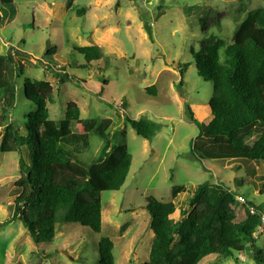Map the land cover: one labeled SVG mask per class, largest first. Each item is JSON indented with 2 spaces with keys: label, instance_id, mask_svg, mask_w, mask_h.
<instances>
[{
  "label": "rangeland",
  "instance_id": "374dc122",
  "mask_svg": "<svg viewBox=\"0 0 264 264\" xmlns=\"http://www.w3.org/2000/svg\"><path fill=\"white\" fill-rule=\"evenodd\" d=\"M13 2L12 22H5L0 9V89H5L6 102L12 107L10 122L20 133L26 132L25 116L35 106L24 97L23 79L45 80L52 86L47 102L51 119L63 118L71 101L79 107L80 119L110 118V132L125 128L132 159L121 188L100 193L99 233L79 223L58 224L51 242L36 244L14 216V198L21 191L16 186L20 155L0 151V264H98L102 236L113 242L115 264H141L148 259L153 236L144 198L172 201L176 209L171 217L178 220L188 208L192 191L202 182L223 183L264 206V193H260L264 162L195 159L192 144L197 129L186 108L199 122L206 124L211 119L212 83L198 76L193 55L207 53L217 38L225 46L231 44L239 23L248 12L264 7V0ZM80 9L83 12L77 14ZM154 43L158 54L152 59ZM92 44L103 47V57L86 63L73 47ZM48 45L56 47L52 57L44 56ZM46 61L79 81L58 83L52 69L44 65ZM19 63L23 74H19ZM151 85L156 87L155 95L146 91ZM124 115L150 119L158 130L151 140H145L125 123ZM101 146L102 141L91 135L88 150L79 157L90 161ZM26 152L23 148L22 157L28 164ZM9 181L15 184L3 188ZM176 185L183 189L173 194ZM239 207L235 210L233 204L229 209L242 218L248 208L245 202ZM256 246L264 253V232L257 235ZM236 257L208 255L198 264H256L250 249Z\"/></svg>",
  "mask_w": 264,
  "mask_h": 264
},
{
  "label": "trees",
  "instance_id": "16d2710c",
  "mask_svg": "<svg viewBox=\"0 0 264 264\" xmlns=\"http://www.w3.org/2000/svg\"><path fill=\"white\" fill-rule=\"evenodd\" d=\"M0 9L5 22H12L16 14L13 0H0ZM82 12L80 9L77 14ZM73 49L86 63L103 57V47L96 44ZM55 53L56 47L48 45L44 56ZM193 57L198 76L212 83L208 123L197 121L186 106L189 120L197 129L193 157L243 164L264 162V7L246 14L231 44L225 46L222 39H214L207 53ZM44 65L52 69L58 83L76 79L61 66L57 68L47 61ZM19 74H23L21 65ZM8 75L14 78L12 72ZM22 86L24 97L35 106L25 116L24 134L10 122L12 107L6 102L5 89H0V151L20 155L16 186L21 191L14 198V216L36 244L51 242L58 224L79 223L99 233L100 193L119 190L131 165L125 128L119 126L110 132V118L80 119L79 107L72 101L66 104L63 118L51 119L47 108L51 84L25 77ZM146 91L155 95L156 87L148 86ZM120 105L124 108L125 102ZM124 117L125 123L145 140H151L158 130L150 119ZM91 135L98 137L102 146L95 157L86 161L79 155L88 150ZM23 148L28 164L22 157ZM182 189L183 186H173L172 193ZM260 193H264V187ZM237 194L223 183L202 182L192 191L188 208L181 211L178 220L171 217L175 203L146 196L145 209L153 236L148 259L141 264H198L208 255L236 259L247 249L256 264L264 263V253L256 246L257 236H253L264 206L244 198L255 211L247 210L244 217L238 218V213L229 209L234 204L235 210H240ZM113 248L109 237L99 238L98 264H115Z\"/></svg>",
  "mask_w": 264,
  "mask_h": 264
},
{
  "label": "built area",
  "instance_id": "2783aa9c",
  "mask_svg": "<svg viewBox=\"0 0 264 264\" xmlns=\"http://www.w3.org/2000/svg\"><path fill=\"white\" fill-rule=\"evenodd\" d=\"M235 199L238 203H244V197L240 194H237ZM247 208H248L247 210L251 213L255 211L254 207L252 206L249 207L247 206ZM259 216H260V223L256 228V230L253 232L254 237L264 232V208L261 211H259Z\"/></svg>",
  "mask_w": 264,
  "mask_h": 264
},
{
  "label": "water",
  "instance_id": "95a60500",
  "mask_svg": "<svg viewBox=\"0 0 264 264\" xmlns=\"http://www.w3.org/2000/svg\"><path fill=\"white\" fill-rule=\"evenodd\" d=\"M158 54V46L156 43L153 44V48H152V51H151V58L154 59L156 57V55ZM24 94V92H23ZM15 182L14 181H9L7 182L5 185H3L2 187L5 188V187H10L12 185H14Z\"/></svg>",
  "mask_w": 264,
  "mask_h": 264
},
{
  "label": "crops",
  "instance_id": "0c3cea01",
  "mask_svg": "<svg viewBox=\"0 0 264 264\" xmlns=\"http://www.w3.org/2000/svg\"><path fill=\"white\" fill-rule=\"evenodd\" d=\"M231 161V160H230Z\"/></svg>",
  "mask_w": 264,
  "mask_h": 264
}]
</instances>
